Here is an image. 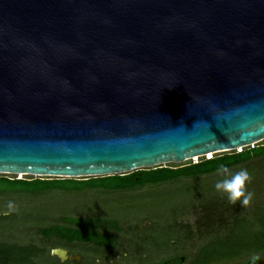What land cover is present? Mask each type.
Segmentation results:
<instances>
[{"label": "water", "instance_id": "water-1", "mask_svg": "<svg viewBox=\"0 0 264 264\" xmlns=\"http://www.w3.org/2000/svg\"><path fill=\"white\" fill-rule=\"evenodd\" d=\"M263 139L264 0H0V174L106 176Z\"/></svg>", "mask_w": 264, "mask_h": 264}, {"label": "rangeland", "instance_id": "rangeland-1", "mask_svg": "<svg viewBox=\"0 0 264 264\" xmlns=\"http://www.w3.org/2000/svg\"><path fill=\"white\" fill-rule=\"evenodd\" d=\"M196 159H192V162ZM241 169H246L252 176L247 191L254 195L249 206L244 207L239 201L235 205L231 204L237 208L236 213L242 221L241 230L256 232L264 228V156L251 160L246 166L231 168L228 174ZM21 176L15 175L16 178ZM225 178L223 172L194 181H183L184 184L207 183L205 185L188 188L162 185L123 193L100 194L85 190L73 193L52 191L35 197L0 195V238L18 244L31 243L45 249V254L34 258L33 263L14 264H149L162 257L178 254L185 257L184 264H200L199 255L195 252L201 243L194 225L198 211L189 208L183 214L178 213L189 204L214 195L227 198V194L215 188L216 183ZM9 203L15 207V211L9 210ZM24 213L30 216L25 218ZM60 215L115 218L120 230L114 235L113 247H94L86 243L64 245L77 252L79 262L58 260L51 252L55 245L40 236L37 230L39 224L36 223L52 221ZM174 218L175 222L189 227L192 232L190 238L185 240L176 230ZM237 262L238 259L226 264Z\"/></svg>", "mask_w": 264, "mask_h": 264}, {"label": "trees", "instance_id": "trees-1", "mask_svg": "<svg viewBox=\"0 0 264 264\" xmlns=\"http://www.w3.org/2000/svg\"><path fill=\"white\" fill-rule=\"evenodd\" d=\"M214 159L204 156L181 163H166L153 167L140 168L131 172L106 176H89L78 178H61L48 176L16 178L14 174H0V195L14 194L35 197L61 191L73 193L94 190L100 194L132 192L142 188H156L162 185L174 187H195L207 183L184 184L183 181H194L223 173V168L231 170L246 166L248 162L264 156V139L239 151L230 150L212 153ZM197 161H199L197 163ZM198 211L194 220L195 232L201 243L195 252L199 255L200 264H226L238 259L236 264H253L252 257L258 256L255 264H264V228L256 232H243L241 219L227 198L214 195L211 198L191 203L178 214L188 209ZM24 213L25 218L30 216ZM177 214V215H178ZM176 215V216H177ZM175 216V218H176ZM176 230L186 240L191 237L189 227L175 222ZM40 236L51 240L55 246L64 247L73 243H86L94 247L112 248L115 233L120 230L118 220L100 216L60 215L48 222H38ZM45 254V249L34 244H18L0 238V264L17 262L33 263V259Z\"/></svg>", "mask_w": 264, "mask_h": 264}, {"label": "clouds", "instance_id": "clouds-1", "mask_svg": "<svg viewBox=\"0 0 264 264\" xmlns=\"http://www.w3.org/2000/svg\"><path fill=\"white\" fill-rule=\"evenodd\" d=\"M214 158L215 157L212 153L208 154L207 159L211 160ZM198 162L199 161H197V163ZM221 168L227 178L217 182L215 188L218 191L227 194L229 202L233 205L239 201L242 206H249L254 195V193L247 191V184L252 180L250 173L246 169H241L234 174H228V170L226 168H223V166H221ZM8 208L10 211H15V207L11 203H9ZM258 259V256H253V264H255Z\"/></svg>", "mask_w": 264, "mask_h": 264}, {"label": "flooded vegetation", "instance_id": "flooded-vegetation-1", "mask_svg": "<svg viewBox=\"0 0 264 264\" xmlns=\"http://www.w3.org/2000/svg\"><path fill=\"white\" fill-rule=\"evenodd\" d=\"M54 248H61V249L65 250V258L63 260H60L57 256L54 255L58 260L64 261V262L65 261L77 262L75 256H78V254L75 250L67 249L65 247H59V246H55ZM70 256H72V259H69ZM185 261H186L185 257L182 254H178V255H171V256L162 257L160 259L152 261L149 264H184Z\"/></svg>", "mask_w": 264, "mask_h": 264}, {"label": "built area", "instance_id": "built-area-1", "mask_svg": "<svg viewBox=\"0 0 264 264\" xmlns=\"http://www.w3.org/2000/svg\"><path fill=\"white\" fill-rule=\"evenodd\" d=\"M239 150H240V148L237 149L236 151H239ZM204 157L207 158V157H208V154H205ZM194 159H195V158H194Z\"/></svg>", "mask_w": 264, "mask_h": 264}, {"label": "bare ground", "instance_id": "bare-ground-1", "mask_svg": "<svg viewBox=\"0 0 264 264\" xmlns=\"http://www.w3.org/2000/svg\"><path fill=\"white\" fill-rule=\"evenodd\" d=\"M20 175V174H19Z\"/></svg>", "mask_w": 264, "mask_h": 264}]
</instances>
